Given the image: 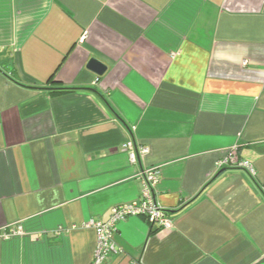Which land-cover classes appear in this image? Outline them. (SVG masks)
Returning <instances> with one entry per match:
<instances>
[{
	"label": "crops",
	"instance_id": "1",
	"mask_svg": "<svg viewBox=\"0 0 264 264\" xmlns=\"http://www.w3.org/2000/svg\"><path fill=\"white\" fill-rule=\"evenodd\" d=\"M148 168L171 226L117 222L103 264H264V0H0V264H91Z\"/></svg>",
	"mask_w": 264,
	"mask_h": 264
},
{
	"label": "built area",
	"instance_id": "2",
	"mask_svg": "<svg viewBox=\"0 0 264 264\" xmlns=\"http://www.w3.org/2000/svg\"><path fill=\"white\" fill-rule=\"evenodd\" d=\"M121 149L128 153L130 163L137 162V158L148 153V147H139L132 141H127L121 145ZM238 167L247 170L253 174V168L247 161L240 160L236 154V149L228 151L224 158L216 163V169ZM159 171L154 168H148L141 171L140 180L143 185L141 197L138 201L129 204L116 206L112 209L110 218L105 222L89 221L86 226H91L97 237V244L93 254L91 264H103L111 255L118 252L114 240L113 229L119 221L125 220L130 216H144L151 225L169 228L171 221L166 217L165 211L159 207L153 196V187L158 181ZM23 229L20 223L6 227L0 230V239H10L16 236H22Z\"/></svg>",
	"mask_w": 264,
	"mask_h": 264
},
{
	"label": "water",
	"instance_id": "3",
	"mask_svg": "<svg viewBox=\"0 0 264 264\" xmlns=\"http://www.w3.org/2000/svg\"><path fill=\"white\" fill-rule=\"evenodd\" d=\"M86 68L90 72H92L97 78L103 76L107 70V67L103 63H101L100 61L94 58L89 59V61L87 62ZM222 171H224V169H220L216 174L218 175Z\"/></svg>",
	"mask_w": 264,
	"mask_h": 264
},
{
	"label": "trees",
	"instance_id": "4",
	"mask_svg": "<svg viewBox=\"0 0 264 264\" xmlns=\"http://www.w3.org/2000/svg\"><path fill=\"white\" fill-rule=\"evenodd\" d=\"M69 90L70 89H67V88H51V91H53L54 93L66 92V91H69Z\"/></svg>",
	"mask_w": 264,
	"mask_h": 264
}]
</instances>
